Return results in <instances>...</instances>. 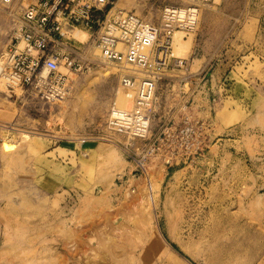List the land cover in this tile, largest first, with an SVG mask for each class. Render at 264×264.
<instances>
[{"label":"rangeland","instance_id":"rangeland-1","mask_svg":"<svg viewBox=\"0 0 264 264\" xmlns=\"http://www.w3.org/2000/svg\"><path fill=\"white\" fill-rule=\"evenodd\" d=\"M33 2L0 5V59ZM186 4L116 0L153 25L164 7ZM68 36L91 46L93 65L71 76L64 102L0 87V264H264V0H218L201 8L194 33L177 34L187 65L160 83L147 142L107 126L114 102L129 107L127 72L100 58L91 32ZM187 76L201 82L191 114L212 125L208 148L180 166L154 157L149 185L131 175L132 157L176 111Z\"/></svg>","mask_w":264,"mask_h":264},{"label":"built area","instance_id":"built-area-1","mask_svg":"<svg viewBox=\"0 0 264 264\" xmlns=\"http://www.w3.org/2000/svg\"><path fill=\"white\" fill-rule=\"evenodd\" d=\"M15 1L0 0V5ZM216 1L186 0V6L164 7L160 24L151 25L133 12L118 9L116 0H34L24 8L16 34L0 59V80L8 90L28 89L48 103L64 102L71 93V76L93 65L91 46L68 35L77 28L87 30L100 58L127 72L120 77V88L129 107L112 104L109 130L129 141L147 142L160 83L171 78L168 72L187 65L185 58L176 55L175 34L194 33L201 8ZM200 83L189 76L179 82L182 100L175 112L169 111L154 141L132 157L133 178L145 177L148 183L156 156L174 167L205 154L213 128L207 120L192 116L190 101Z\"/></svg>","mask_w":264,"mask_h":264},{"label":"bare ground","instance_id":"bare-ground-1","mask_svg":"<svg viewBox=\"0 0 264 264\" xmlns=\"http://www.w3.org/2000/svg\"><path fill=\"white\" fill-rule=\"evenodd\" d=\"M1 10H4V9H2L1 8ZM200 15H201V11H200ZM200 17V16H199ZM145 21V20H144ZM146 22V21H145ZM146 23H148V22H146ZM148 24H151V23H148ZM151 25H153V24H151ZM76 31V30H75ZM177 34H180V33H176L175 34V39H176V36H177ZM181 34H183V33H181ZM73 36H75L77 39H79V40H85L86 41V39L88 38L87 37V35L85 34V33H83V32H81V30H79V31H77V32H75L74 34H73ZM75 38V39H76ZM76 39V40H77ZM84 42V41H83ZM180 50V49H179ZM4 83H2V86H0V87H4V85H3ZM156 100H157V95H156ZM67 108V107H66ZM60 110V109H59ZM61 110H64V109H61ZM60 112H62L63 113V111H60ZM64 112H65V110H64ZM109 129V128H108ZM118 135V134H117ZM120 136H122V135H120ZM124 137V136H123ZM126 138V137H125ZM86 143H87V141H84V144H83V142H82V145H86ZM2 146H3V150H5V151H7V150H9L8 148L10 147V145L6 142V141H4L3 142V144H2ZM149 185L151 184L150 183V181H149V183H148ZM158 190H160V187L158 188ZM186 203H188V202H186ZM186 209V208H185ZM185 218H186V214H185V212H184V210H182L178 215H177V221L178 222H183V221H185ZM206 218V217H205ZM191 219V218H190ZM206 220V219H205ZM210 221H212V220H210ZM187 223H189V222H187ZM206 223V222H205ZM208 223V222H207ZM214 223V222H213ZM216 223V222H215ZM217 223H219V222H217ZM214 225V224H213ZM212 225V226H213ZM216 225V224H215ZM214 225V226H215ZM206 226H208V225H206ZM217 227V226H216ZM206 228V227H205ZM209 228V227H208ZM207 228V229H208ZM218 229H220V227H217ZM205 232V231H204ZM208 233H210V232H208ZM205 234H207V232L205 233ZM202 238V237H201ZM200 239V238H199ZM155 242L158 244V245H160L162 248H164V245L162 244V242H161V240H160V238L158 237V235L155 233ZM203 240L201 239V242H202ZM165 251L166 252H168V249H165Z\"/></svg>","mask_w":264,"mask_h":264},{"label":"crops","instance_id":"crops-1","mask_svg":"<svg viewBox=\"0 0 264 264\" xmlns=\"http://www.w3.org/2000/svg\"><path fill=\"white\" fill-rule=\"evenodd\" d=\"M160 86V85H159ZM158 90H159V87H158ZM157 93H158V91H157ZM169 114V112H167V115Z\"/></svg>","mask_w":264,"mask_h":264}]
</instances>
